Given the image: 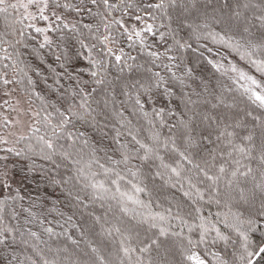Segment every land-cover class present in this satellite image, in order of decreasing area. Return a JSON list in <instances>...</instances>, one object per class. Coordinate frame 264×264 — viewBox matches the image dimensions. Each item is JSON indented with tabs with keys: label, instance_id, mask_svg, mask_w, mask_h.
<instances>
[{
	"label": "trees",
	"instance_id": "1",
	"mask_svg": "<svg viewBox=\"0 0 264 264\" xmlns=\"http://www.w3.org/2000/svg\"><path fill=\"white\" fill-rule=\"evenodd\" d=\"M111 2L118 4L119 0H111ZM131 2L135 5L134 8L125 9L121 6L120 9L113 11V17L128 20L129 25L132 26L137 22L131 19V13L136 12L138 8L140 9L138 14L144 17L147 23L154 25V35L146 37L143 48L139 43L130 46L131 42L122 40L118 47H122L125 54L136 59H126L117 65L113 58L108 57L104 69L92 67L87 59L88 52L81 48L78 42L79 39L89 46L96 44L97 48L93 49L92 55L97 60L103 59L102 46L92 39L98 26L103 31L100 16L93 15L97 11L103 12L102 7L98 10L88 3V0H84L83 6L81 0H58L61 7L48 8L53 13L50 27L54 31L45 33L53 40V44L43 49L38 43L42 37L33 28L27 27L28 24L17 7L9 8L7 12H0V96L10 91L18 94L26 100L33 112L41 104L37 96L42 97L48 105L47 110L53 113L54 121L57 113L52 105L60 108L61 111H65L69 105L78 109L83 102L82 97L87 96L86 106L91 114L89 121L92 117H95V121L84 123L74 120L67 126L68 131L85 134L76 141L74 148H69L72 141L67 139L57 140L56 143L72 151L74 158L76 150L83 148L85 160L88 159L91 149L95 148L96 157L100 163L105 164V167L113 166L108 161V157L112 160L121 158L120 147L113 139L117 130L121 132L120 143L128 144L130 150L138 145L132 141L131 135L128 134L129 130L142 140L151 130H157L162 142L167 141L171 144V140L174 139L181 151L184 150L182 137L190 133L196 145L188 150L189 153L195 154L194 158L199 163H203L204 160L211 161L214 154L213 172L220 164H225L231 169L235 166L234 159H240L242 164L256 168L255 160L245 159L234 152L228 141L231 139L234 144L241 147L248 145L253 148L252 154L258 156L260 141L259 128L256 124L257 121H264V109L257 107L242 94L239 84L232 83L230 79L212 69L205 57L212 58L208 48L216 51L218 46L213 45L210 40H201L200 44L205 47H198L195 41L189 39L191 29L185 25L205 22L207 13L209 28L204 31H220L221 26L212 21V15L219 16L232 11H241L245 16L251 17L253 12L259 14L258 9L245 10L242 5L244 3L259 5L262 0H177L176 7L169 8L167 15H161L159 11H155L157 16L155 21L148 18V13H152L153 10L146 9L145 6L156 3L158 0H131ZM7 3L14 4V1L7 0ZM127 3L129 0H125V4ZM182 4L183 7H181ZM63 5H71V7L65 8ZM77 7H80L79 12L75 10ZM125 10L130 13L128 17L122 15ZM55 16H60L62 23L56 22ZM34 22L35 27L45 28L40 19ZM63 24H67L68 28H64ZM73 25H75V31L72 30ZM115 28L116 26H113L114 31ZM20 31L24 32L22 38L19 35ZM161 33L165 34L164 39H160ZM61 36H64V40L60 39ZM173 36L189 40L192 48L177 50L173 47ZM21 39L23 43H17V40ZM169 47H173L171 52L167 51ZM4 49L11 53V57L7 60L3 59ZM193 49L196 50L193 51ZM150 52L163 55L156 59L149 55ZM225 55L229 60L259 78L255 70L251 69L247 62L241 60L236 53H229L220 48L219 55L215 59ZM168 56H173L174 59L169 61ZM13 63L16 67H13ZM21 68L23 72L18 71ZM92 71H98V75L93 77ZM24 73H27V76ZM155 73H159L160 76H155ZM28 78H31L33 82L31 86L27 83ZM4 79H7L9 83L4 84ZM96 80L103 82L97 84ZM29 91L33 95L29 96ZM137 99L143 105L142 110L136 104ZM5 118L0 117L2 126L0 136L8 128L7 122L2 121ZM121 123L124 127H121ZM37 128L39 131H34ZM50 133L51 129H46L43 124L34 120L29 132L17 139L11 147L12 152L5 151L0 138V166H9L17 180V187L12 192L0 195V200L6 201L4 210L0 213V220L12 230V236L8 237L5 244L0 245V262L1 264H32V261H36V264H42L41 257H43L52 261L53 264H91L96 254L91 252L90 244L98 247L100 255L112 259L109 254H114L119 247V236L109 237L101 225L104 228L113 225L124 227L133 226L135 222L118 212L115 201L92 199L89 195L92 192L91 189L79 191V200L74 198L77 194L76 189H73V196H69L68 188L71 185H64L62 181L73 177L74 169L80 165H74L69 160H62L60 156L52 160L41 158V145L37 137L50 135ZM229 133L232 135L229 136ZM251 133L256 134L254 142L244 139ZM84 139L89 142L87 148L83 147ZM16 152L20 155L17 156ZM229 152L233 153L232 156L228 155ZM160 154L169 163L179 159V157L171 156L163 147ZM131 164L140 167L143 171L150 170L148 164L142 165L139 160H132ZM186 166L190 167V165ZM119 169L125 177L121 182L122 190L131 191V184L134 182L132 177L124 165H120ZM151 170L155 171V168ZM93 171L97 173L95 181L112 187L97 165H93ZM226 180L227 177L221 182L222 191ZM72 183H75L74 179ZM146 183L147 194L141 193L140 199L149 202L153 212H164L165 209H170L175 215L180 211L176 207L178 202L183 201V197L177 191L179 184L173 188L164 185L162 180L155 182L149 180ZM247 186L241 185V187ZM79 187L80 185H77V189ZM200 187L203 188L204 185ZM208 195L209 193L206 192V201ZM233 195L238 196L237 193ZM219 199V204L209 202L198 205L201 207L199 215L206 218V221H211L229 237L226 243L220 241L212 244L211 238L215 236V233H209L208 243L199 248L201 254L205 251L208 253L204 257L207 264H218V258L226 261L227 264H248L249 260L251 264H264V255L256 254L259 247L264 246V218L256 215L251 217L255 221L251 225L254 230H248V225L242 226L247 231L250 241L248 251L254 254L240 261L237 256L241 251V241L235 232L224 226L223 214L229 211L230 205L232 211L241 212L244 218H248L244 210L249 206L243 202H226L223 196ZM110 207L113 211L108 210ZM181 207L186 211L192 205L183 201ZM256 207H259L258 203ZM217 213L220 214L219 217ZM180 214L183 215L184 212ZM97 219L99 223L96 222ZM186 219L189 224L200 223L199 220L191 217ZM165 227L182 231L183 235H189L187 226L181 225L175 219L170 220ZM47 228L52 229L51 235L45 231ZM137 231L140 233V238L132 241L137 249L132 257L133 260L141 255L138 250L140 246L150 244L148 237L152 235L151 232L146 233L145 229L139 225L135 226L132 235L135 236ZM198 231L199 229L195 230V232ZM30 233H36V237L31 236ZM151 256L156 258L155 251L151 253ZM113 264H120V262L114 260ZM124 264H127V260Z\"/></svg>",
	"mask_w": 264,
	"mask_h": 264
},
{
	"label": "snow or ice",
	"instance_id": "2",
	"mask_svg": "<svg viewBox=\"0 0 264 264\" xmlns=\"http://www.w3.org/2000/svg\"><path fill=\"white\" fill-rule=\"evenodd\" d=\"M88 3L95 6L98 10L102 7L103 12L97 11L93 15L100 16V22L103 27V31L98 26L96 33L92 35V39L96 40L99 45L102 46L103 59L97 60L93 57V49L97 48L96 44L91 46L86 45L83 40H79L80 47L88 52L87 59L94 69H104L108 62V57L115 60L119 65L126 59L135 60L136 58L124 53L122 47H118L122 40L126 39L131 42L130 46L139 43L143 48L145 46L146 37L154 35V25L147 23L145 18L138 14L140 9H136V12L131 13V19L135 20L137 24L129 27V21L125 19H116L113 17V11L118 10L123 6L125 9H132L135 5L129 0V3L125 4V0H119V3H112L111 0H88ZM177 0H158L156 3H149L145 6L146 9H152V13H148V18L152 21L157 19L155 11H159L161 15H167L169 8L176 7ZM81 5H84V0H81ZM0 12H7L9 8L15 9L16 4H8L7 0H0ZM28 6H35L39 12V19L48 21L49 17L45 15V11L50 6L61 7L58 0H28V4H21L20 7H24L27 10ZM184 5L182 4L181 7ZM63 7H71V5H63ZM225 7H228L225 5ZM239 7V5H238ZM243 9L249 8L258 9L259 14L253 12L251 17L244 15L241 11H232L231 13H224L216 16L212 15L211 19L214 23L221 26L220 31H207L209 28L208 14H205V22L201 24H186L185 27L190 28L189 39L195 41L198 47L203 48L205 45L200 44L201 40H210L213 45H217L216 51L208 48V51L212 54V58L205 57L207 63L219 73L221 76H225L234 84H239L242 88V94L260 109H264V0L262 3L249 4L244 3ZM80 11V7L75 9ZM215 11V10H214ZM55 15V14H54ZM123 17H128L130 13L125 10L122 13ZM36 19L35 16L25 17V19ZM56 22H61L60 16H55ZM22 22V21H21ZM113 26H116L115 31ZM27 27L33 28L34 31L42 37V40L38 41L41 49L51 47L53 40L46 35L54 31L52 27L41 28L35 27L33 24H28ZM64 28H68L67 24H63ZM87 27V25L85 26ZM75 31V25L72 28ZM91 31V29H89ZM20 37L24 36V32L20 31ZM165 34H160V39H164ZM64 40V36L60 37ZM7 43V41H4ZM17 43H23V40H17ZM173 47L179 51L192 48V44L189 40L183 38H177L173 36ZM173 47L167 49L168 52L173 50ZM220 48L227 50L229 53H236L241 60L247 62L251 69L255 70V73L259 75L249 74L242 68L237 67L228 57L221 56L220 59H215L219 55ZM196 49H193L195 51ZM5 55L3 59H9L11 53H8L7 49H4ZM19 55V53H17ZM149 55L156 59L160 58V55L156 52H150ZM169 61L173 60V56L167 57ZM59 60L60 57L58 56ZM221 61H224L223 63ZM7 68L8 65L6 64ZM13 67H16L13 63ZM168 67V65H165ZM23 72V69H18ZM149 71H151L149 69ZM169 71L171 69L169 68ZM27 76V73H24ZM91 75L96 77L98 71H92ZM155 76L159 77V73H155ZM162 80V78H160ZM4 84H8L9 81L4 79ZM21 83L22 81H17ZM102 80H96L97 84L102 83ZM27 83L32 85L31 78H28ZM83 91V89H81ZM31 96L33 93L28 92ZM41 100V104L37 110L32 114V119L37 123L43 124L46 129H51L50 135H44L37 137L39 144L41 145V158L45 160H52L56 156H60L62 160H69L74 165H80L74 169V176L69 177L62 181L64 185H71L68 188L69 196H73V189H76L75 199L79 200V191L85 189H91L89 193L92 199L100 200H113L116 202L118 212L123 216L128 217L129 220L135 222L133 226H116L113 225L109 228H101L109 236H119V247L115 253H110L109 256L112 259L106 258L99 254L98 247L89 245L91 252L95 255L91 264H113L114 260H118L120 264H124L127 260V264H207L206 257L208 253L205 251L203 254L199 252V248L202 245L208 243L209 233H215V236L211 238V243L216 244L220 241L225 243L229 240V237L224 235L211 221H206V218L199 215L201 212V203L214 202L220 203V197L223 196L227 201L243 202L249 207L244 211L247 212L248 218H244L241 212L232 211L229 205V211L223 214V223L226 228L231 229L239 237L241 241V251L237 256V259L244 261L246 257H251L254 253L248 251V244L250 243L247 231L243 229V225H248V230H254L251 225L255 221L251 218L256 215L260 218H264V121H257L256 126L259 128V154L254 156L253 148L245 145L234 144L229 139L228 144L232 146L234 152L248 160L256 161V168L249 165L242 164L240 159H234V167H227L225 164H220L215 172H213L215 155H212L211 161L204 160L203 163L196 162L195 154H190L189 149L196 145V141L192 138L190 133L185 134L182 137L184 150L181 151L180 147L176 144L174 139L171 140V144L167 141L160 140V133L157 130H151L149 135L145 139H138L136 134H133L129 130L132 141L135 142L134 149L130 150L128 144L120 143L121 132L116 131L115 137H113L115 143L120 147V159L112 160L108 157V161L113 165L112 167H105V164L100 163L99 159L95 155V148H92L88 154V159L85 160L83 148L76 150L75 158L72 151L64 149L62 145L58 146L56 141L60 139H67L72 141L69 148H74L76 141L84 136L83 132L73 133L67 130V126L72 124L74 120H78L84 123H91L95 121V117L89 121L90 112L88 111L87 96L82 97L83 102L79 105L78 109L72 105H69L65 111H61L55 105H52L57 117L54 121L53 113L47 110L48 105L42 97L37 96ZM136 104L140 106L141 110L143 105L140 104V100H136ZM250 115V113H249ZM147 116V113H145ZM255 119V118H254ZM121 127H124L121 123ZM39 131V129H34ZM229 136L232 134L229 133ZM255 133H251L244 139L248 142H254ZM7 143V141H3ZM89 142L87 139L83 140V147L87 148ZM167 149L169 154L173 157H179L174 159L171 163L166 162L165 157L162 156L161 150ZM31 150V149H30ZM7 152H12L13 149H5ZM17 156L19 152L15 153ZM232 152L228 155L232 156ZM132 160H139L142 165L148 164L149 171H143L140 167L132 165ZM93 165H97L102 170L105 178L109 181L112 187H107L105 183L95 181L96 171H93ZM120 165H124L127 168L128 174L132 177L131 191L122 190L121 182L125 177L121 174L119 169ZM186 165H190L187 167ZM59 167V165H57ZM155 168L152 171L151 168ZM135 169V170H134ZM243 169V170H242ZM195 177V179H194ZM202 177V179H200ZM227 177L224 184V190H221V182ZM75 183H72V180ZM162 180L164 185L175 188L177 184L180 187L177 191L183 197V201H187L192 205L186 211L181 207L183 201L176 204V207L180 210L175 215L170 209H165L164 212H153L151 210V204L140 199V194H147L146 181ZM248 185L247 187H241V185ZM77 185H80L77 189ZM186 185V187H185ZM204 185V187H200ZM4 187L8 188L7 181H4ZM208 192V200H205V193ZM233 193H237L238 196H234ZM6 201L0 200V213L3 212ZM257 203L259 207H256ZM109 211H113L110 207ZM184 212L183 215L180 213ZM220 214L217 213V217ZM186 217L199 220V224H189ZM71 219V217H69ZM119 219V217H117ZM172 219L180 222L181 225L187 226L189 235H183L182 231H175L170 227H165L166 224ZM99 223V219L96 221ZM219 222V220H218ZM107 223V221H105ZM136 225L142 226L145 232H151L152 235L148 237L150 244L139 247V253L141 255L136 256L135 260L132 259L137 249L133 246L132 241L134 239L139 240L140 233L137 231L135 236L132 232ZM199 229L198 232H195ZM155 230V231H153ZM45 231L51 235L52 229L47 228ZM31 236L36 237V233H30ZM12 236V230L3 224L0 220V245L5 244L8 237ZM71 240V238L69 237ZM75 243V241H72ZM35 251V249H34ZM155 251L156 258L151 256V253ZM258 255H264V246L259 247ZM39 255V253H37ZM213 255H216L213 253ZM235 255V254H234ZM179 257V258H177ZM42 264H53L52 261L41 257ZM32 264H36V261H32ZM218 264H227L226 261L218 258ZM251 264V261H248Z\"/></svg>",
	"mask_w": 264,
	"mask_h": 264
},
{
	"label": "rangeland",
	"instance_id": "3",
	"mask_svg": "<svg viewBox=\"0 0 264 264\" xmlns=\"http://www.w3.org/2000/svg\"><path fill=\"white\" fill-rule=\"evenodd\" d=\"M14 4L17 5V8L19 9L22 17L25 19V17H29V14L31 16H35L36 19H25L27 24H36L34 21L39 20V12L35 6H28L27 10H25L24 7H20L21 4L27 5L28 0H13ZM45 15L49 17L48 21L41 20L43 24V27L47 28L50 27V23L53 17V13L49 11L48 9L45 11ZM131 27V25H129ZM222 63L224 61H221ZM234 64L237 65V67L242 68L244 71H247L245 68L241 67L234 61H232ZM249 74H251L249 72ZM0 117L2 116L6 117L3 119V122H7L8 128L4 134H1V142L4 149L11 148L17 139L25 136L31 127L34 124V120L32 119V114L34 113L33 110L28 106L25 99L21 98L18 94H14L13 92H8L3 96H0ZM231 103V102H229ZM3 107V108H2ZM2 124V122H1ZM0 128L2 126L0 125ZM3 141H7V143H4ZM4 181H7L9 187H4ZM17 187V180L14 178L12 174V169L9 166H0V195H6L9 194V192H12L14 188ZM6 263L8 261L4 260ZM1 264V262H0Z\"/></svg>",
	"mask_w": 264,
	"mask_h": 264
}]
</instances>
